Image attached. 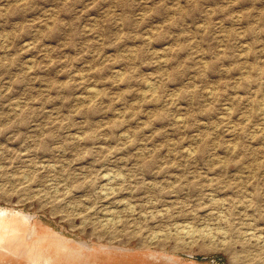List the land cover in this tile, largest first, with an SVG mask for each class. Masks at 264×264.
Returning a JSON list of instances; mask_svg holds the SVG:
<instances>
[{
	"label": "rangeland",
	"instance_id": "1",
	"mask_svg": "<svg viewBox=\"0 0 264 264\" xmlns=\"http://www.w3.org/2000/svg\"><path fill=\"white\" fill-rule=\"evenodd\" d=\"M0 264H264V0H0Z\"/></svg>",
	"mask_w": 264,
	"mask_h": 264
}]
</instances>
